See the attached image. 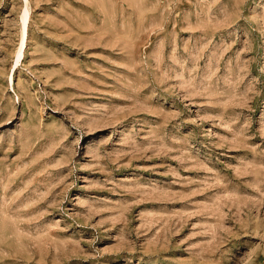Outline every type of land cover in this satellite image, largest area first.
<instances>
[{"label": "rangeland", "instance_id": "1", "mask_svg": "<svg viewBox=\"0 0 264 264\" xmlns=\"http://www.w3.org/2000/svg\"><path fill=\"white\" fill-rule=\"evenodd\" d=\"M0 264H264V0H0Z\"/></svg>", "mask_w": 264, "mask_h": 264}]
</instances>
